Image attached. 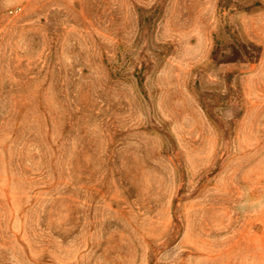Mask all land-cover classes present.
Returning a JSON list of instances; mask_svg holds the SVG:
<instances>
[{"label":"rangeland","instance_id":"rangeland-1","mask_svg":"<svg viewBox=\"0 0 264 264\" xmlns=\"http://www.w3.org/2000/svg\"><path fill=\"white\" fill-rule=\"evenodd\" d=\"M0 264H264V0H0Z\"/></svg>","mask_w":264,"mask_h":264}]
</instances>
